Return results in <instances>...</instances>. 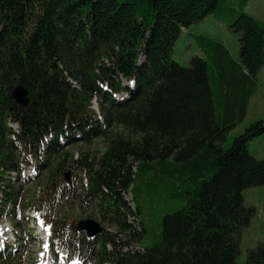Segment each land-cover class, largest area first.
<instances>
[{"label":"trees","instance_id":"obj_1","mask_svg":"<svg viewBox=\"0 0 264 264\" xmlns=\"http://www.w3.org/2000/svg\"><path fill=\"white\" fill-rule=\"evenodd\" d=\"M250 1L0 0V178L15 170L18 146L43 171L49 169L40 159L45 137L49 155L58 137L73 130L82 140L105 142L94 163L87 156L78 162L89 173L84 200L97 203L117 234L87 241L64 218L52 224L54 246L93 264H238L241 234L255 212L245 207L242 191L264 184V160L248 151L264 133V120L222 149L245 119L264 68V24L244 13ZM220 10L236 15L228 29L239 36L238 59L199 36L204 59L195 56L187 67L172 61L182 30ZM121 80L134 85L122 87ZM17 84L28 92L27 108L10 97ZM121 93L128 98L115 101ZM94 97L104 124L93 123ZM9 122L18 125L16 139ZM113 127L121 129L114 134ZM53 168L36 202L67 205L74 187L61 180L62 163ZM141 173L171 191L179 208L162 218L157 247L122 253L118 235L139 236L127 216H140L132 193ZM4 189L14 195L10 185ZM244 264H264V245L247 250Z\"/></svg>","mask_w":264,"mask_h":264},{"label":"rangeland","instance_id":"obj_2","mask_svg":"<svg viewBox=\"0 0 264 264\" xmlns=\"http://www.w3.org/2000/svg\"><path fill=\"white\" fill-rule=\"evenodd\" d=\"M244 13L264 24V0H251ZM235 16L226 15L224 11L220 10L205 17L200 23L182 30L173 47L171 60L187 67L195 56L204 59L198 41L199 36L222 43L229 50L231 56L238 59L239 36L228 29ZM121 84L122 87L125 86L123 80H121ZM119 98H124V96L115 97L117 100ZM99 102L100 99L97 97L91 101V109L95 113L93 123L97 120L99 124H104V120L100 118ZM261 120H264V68L257 74V88L249 101L245 119L227 135L222 149L227 150L233 140L240 136L245 129ZM10 127L14 129L15 125L11 124ZM120 129L113 127L111 132L115 134ZM43 142L41 159L47 161L48 170L37 172L33 161L24 156L22 147H18L20 155H13L12 159L15 170L5 175L4 178H0V248L10 246L14 251L9 260L3 256L0 259V264H41L43 261L46 264H67L60 257L56 260V253L48 247V240L53 236L54 230L52 227L51 230H48L44 221L51 225L52 222H63L64 218H67L68 224H72L71 228L73 226L75 228L79 221L90 219L99 223L107 233L117 234L118 228L114 223L103 222L97 203L84 200L85 193L89 191V173L78 162L82 157L87 156V164L94 163L104 151V140L91 138L89 141H85L82 140L80 132L72 131L67 138L61 137L58 140L59 147L53 155H49L44 150L45 142H48V139ZM248 151L256 160H264V133L248 143ZM22 158H24L23 162H21ZM58 163L63 165L62 174L69 172L70 184L74 187L75 196L72 197L70 203L63 206L37 204L38 197L42 196L41 186H47L45 182L49 171L53 172V167ZM149 176L150 173H141L136 181V189L132 195L135 197L134 203L140 216L128 215L127 223L139 236L136 241H130L126 235L124 238L118 235V242L125 243V246L122 247L123 252H135L137 248L150 250L157 247L161 241L162 218L176 212L179 208L172 199V192L166 189L163 184L159 186ZM63 178L61 176L62 181ZM8 185L14 189V195L10 193V197L4 194L6 190L4 188ZM11 197L14 199H10ZM123 197L134 211L130 194H124ZM242 197L245 207L252 208L255 212L249 226L241 234L239 254L236 258L238 264L245 263L247 250L260 244L264 245V184L243 190Z\"/></svg>","mask_w":264,"mask_h":264},{"label":"water","instance_id":"obj_3","mask_svg":"<svg viewBox=\"0 0 264 264\" xmlns=\"http://www.w3.org/2000/svg\"><path fill=\"white\" fill-rule=\"evenodd\" d=\"M10 97L12 101L23 108H27L29 105V97L27 90L21 85L17 84L11 91ZM64 180L69 183V172L64 173ZM76 229L79 232H84L88 239H93L103 232V228L93 220H82L76 224Z\"/></svg>","mask_w":264,"mask_h":264},{"label":"crops","instance_id":"obj_4","mask_svg":"<svg viewBox=\"0 0 264 264\" xmlns=\"http://www.w3.org/2000/svg\"><path fill=\"white\" fill-rule=\"evenodd\" d=\"M249 107V106H248ZM248 111V110H247Z\"/></svg>","mask_w":264,"mask_h":264}]
</instances>
